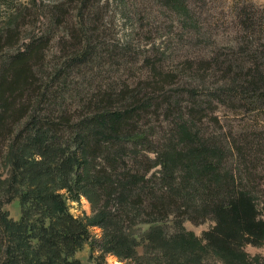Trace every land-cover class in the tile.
Here are the masks:
<instances>
[{
    "label": "trees",
    "instance_id": "16d2710c",
    "mask_svg": "<svg viewBox=\"0 0 264 264\" xmlns=\"http://www.w3.org/2000/svg\"><path fill=\"white\" fill-rule=\"evenodd\" d=\"M23 1L0 0V16L9 12L0 28V162L23 166L13 172L31 189L25 201L64 192L65 199L56 198L77 204L85 198L92 215L76 227L60 225L62 217L53 215L54 230L34 237L30 226L24 233V218L13 223L0 204V264H78L71 257L84 245L97 253L89 264H107V256L127 264L135 257V239L124 231L135 225L161 226L148 229L160 239L163 231L208 219L215 225L207 236L264 229L255 219L264 183V9L235 7L237 37L249 54L225 62L216 55L188 68L202 82L220 74L223 85L173 98L153 64L147 63L146 81L121 78L133 53L107 35L99 0ZM166 1L189 18L188 0ZM28 18L31 27L43 30L20 48ZM182 102L191 120L175 124L178 147L167 146L151 162L149 110L168 120ZM218 106L263 116L239 132L207 128L202 137L198 115ZM58 153L66 154L65 161L57 163ZM156 166L167 183L160 192L148 179ZM89 228L100 230L99 237ZM178 238L180 244L186 238L200 243L191 234ZM214 241L222 254L243 262L241 253L223 247L225 240Z\"/></svg>",
    "mask_w": 264,
    "mask_h": 264
},
{
    "label": "rangeland",
    "instance_id": "374dc122",
    "mask_svg": "<svg viewBox=\"0 0 264 264\" xmlns=\"http://www.w3.org/2000/svg\"><path fill=\"white\" fill-rule=\"evenodd\" d=\"M26 3L27 1L24 0L22 4L26 5ZM99 3H103V9L105 7L103 24L108 28L107 35L110 33L109 37H112L118 45L127 43L126 48L130 49L129 53H133V56L128 54L127 64L122 66L121 78L131 83V78L135 75L139 80L146 81L149 79L147 63L153 64L161 77L165 79L164 91L173 95V98H186L187 93L193 92L194 89L204 92L209 89L215 90L223 85L224 80L220 79V74L202 82L190 76L188 68L190 66L195 68L201 62L208 61L216 55H220L219 61L225 62L249 54L240 45V37H237L240 35L237 34L238 27L235 23V7L250 4L258 9H264V0H188L187 11H185L189 18H186L182 12L169 8L166 0H99ZM8 13V11L1 13L0 28L5 21L3 17ZM29 20L31 19H26L27 24L21 28L23 38L19 43L20 48L30 38L39 37V32L43 30V27L39 25L35 28L31 27L28 24ZM39 20L41 24L44 22L43 18ZM149 89H152V86L149 85ZM184 107V102L180 106H174L168 120L163 113H155L156 110L153 108L149 110V124L145 129L149 134L151 162H154L157 155L159 156L167 146L178 147L177 140L173 137L175 124L182 125L183 122L191 120L185 114L184 111L187 110ZM262 116L263 112L230 110L218 106L214 112L200 113L198 117L202 118V127L195 125L200 130L202 128L200 132L202 137L207 128L218 133L221 132L220 129L224 132L231 130L236 133L245 125L258 122ZM213 117L218 119V125L214 123ZM189 127L191 129L193 125ZM202 137L199 138L202 139ZM58 155L57 163L65 161V153H58ZM17 168H20L22 172L23 166L20 164L13 166L9 160L0 162V204L3 212L13 223H19L20 219L24 218L26 222L24 233L28 232L29 226L34 237L50 233L55 225L51 219L53 215L62 217L60 225L70 227H76L79 220L83 221L91 217L92 207L85 198H81L78 204L70 201L62 202V199L56 198L58 194L65 199L64 192H53L51 197L42 202L25 201L24 192L31 189L21 181L17 173L13 172ZM158 170V166L151 170L148 179L155 185H151V188L154 187L160 192V188L167 186V183L162 180ZM261 191L260 197L256 199L255 219L264 222V183L261 184ZM47 213L50 218L46 216ZM214 225V221L210 219L200 224L185 222L183 230L177 232L175 227L174 230L163 231L162 239L153 234L150 237L148 230L150 226L158 228L161 226H132L124 231V235L135 239V257L127 264H198V262L264 264V229L256 228L253 231L240 229L233 237L217 233L207 236L206 233L213 232ZM89 232L97 237L101 233L94 228H89ZM188 234L193 235L200 243L190 241L186 238ZM240 234H242L241 237ZM178 237L186 239L180 244L174 241L179 239ZM214 239H217V242L225 240L223 247L241 253L243 262H236L227 254H222L218 248L212 246L216 242ZM32 243L43 246L41 243ZM57 248L62 249V245L58 244ZM96 254L91 253L84 245L71 258L78 264H89ZM105 260L107 264H114L113 261L122 264L112 256H107Z\"/></svg>",
    "mask_w": 264,
    "mask_h": 264
},
{
    "label": "bare ground",
    "instance_id": "6f19581e",
    "mask_svg": "<svg viewBox=\"0 0 264 264\" xmlns=\"http://www.w3.org/2000/svg\"><path fill=\"white\" fill-rule=\"evenodd\" d=\"M113 263H114V264H118V263H116L115 261H113Z\"/></svg>",
    "mask_w": 264,
    "mask_h": 264
}]
</instances>
